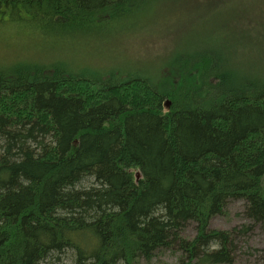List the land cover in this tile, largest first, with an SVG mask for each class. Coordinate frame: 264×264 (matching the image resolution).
Masks as SVG:
<instances>
[{
  "label": "trees",
  "instance_id": "16d2710c",
  "mask_svg": "<svg viewBox=\"0 0 264 264\" xmlns=\"http://www.w3.org/2000/svg\"><path fill=\"white\" fill-rule=\"evenodd\" d=\"M156 2L0 0V53H12L0 55V264H151L162 248L179 251L175 264L231 263L233 233L264 230V81L213 62L237 39L185 58L197 69L166 85L112 52V68L104 54L83 70L46 59L53 48L83 61L64 45L69 31L152 37L144 20ZM19 25L53 38L42 58L17 48ZM86 177L94 183L80 185ZM237 197L252 223L211 228Z\"/></svg>",
  "mask_w": 264,
  "mask_h": 264
},
{
  "label": "rangeland",
  "instance_id": "374dc122",
  "mask_svg": "<svg viewBox=\"0 0 264 264\" xmlns=\"http://www.w3.org/2000/svg\"><path fill=\"white\" fill-rule=\"evenodd\" d=\"M186 2L188 5L177 8V0H157L153 7L152 18L144 20L146 28L143 33L156 32L155 35L150 34L152 37L146 36L144 40H139L132 35H121L122 33L109 31L105 27L99 30V37L96 39L91 35L83 36L69 31L65 36L64 45L69 51L74 50L82 54L80 56L83 61L74 63L71 55H68L66 59L62 51H56L53 48L49 49L46 59L53 61L62 59L69 66L83 70L85 67L92 68L100 55L104 54L103 64L111 65L112 68L114 66L110 55L112 52L126 58L129 69L141 72L146 69L149 72V78L158 85H166V76L171 77L177 70L188 71L189 67L192 70L197 69L195 63L184 62L185 58L198 56L200 51L220 50L222 41L231 42L235 38L238 43L231 44L228 52L225 55H218L213 62L223 67L230 66L242 79L251 78L252 82H263L264 0H190ZM194 2H200V5L194 6ZM243 2L246 5H242ZM168 5L169 7L165 9L161 7ZM202 27L209 37L199 38L200 34L196 30ZM17 28L21 29L23 34L22 40L17 43V48L19 50L27 48L28 52V47H31V55H27L29 58H42L45 54L40 51L42 48L39 46H49L54 43L51 37L41 39L38 28H34L33 32L25 26L19 25ZM197 40L208 42L192 48L194 46L191 47L192 42ZM179 52L187 55L181 58L182 63L177 69L174 65L171 68L168 63L167 68L165 61L172 60ZM11 54L5 51L0 53L1 56L7 57ZM243 69H246L244 74L237 71ZM179 79L182 80V77ZM215 80L217 78H209L212 84L217 83ZM172 81L174 82L173 79ZM166 101L169 102L168 99ZM93 183V178L86 177L80 185L89 186ZM245 204L242 198L228 199L223 213L214 215L210 219V227L230 231L234 227L240 229L244 224L252 223L244 214ZM195 233V223H187L183 235L191 238ZM233 235V261L213 264H264V230L261 227L254 224L249 232L245 234L236 232ZM178 256V250L162 248L155 252L151 264H175Z\"/></svg>",
  "mask_w": 264,
  "mask_h": 264
},
{
  "label": "bare ground",
  "instance_id": "6f19581e",
  "mask_svg": "<svg viewBox=\"0 0 264 264\" xmlns=\"http://www.w3.org/2000/svg\"><path fill=\"white\" fill-rule=\"evenodd\" d=\"M134 177L136 181L140 178V172L138 170L134 171Z\"/></svg>",
  "mask_w": 264,
  "mask_h": 264
}]
</instances>
